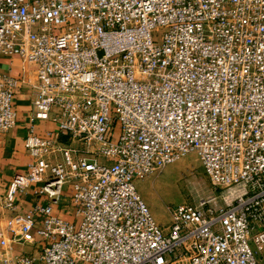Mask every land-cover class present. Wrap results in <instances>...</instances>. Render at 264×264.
<instances>
[{
    "label": "built area",
    "instance_id": "2783aa9c",
    "mask_svg": "<svg viewBox=\"0 0 264 264\" xmlns=\"http://www.w3.org/2000/svg\"><path fill=\"white\" fill-rule=\"evenodd\" d=\"M0 57L37 67L0 264H264V0H0ZM21 83L0 74L2 133ZM190 154L219 196L163 227L136 183ZM30 190L48 203L21 216Z\"/></svg>",
    "mask_w": 264,
    "mask_h": 264
},
{
    "label": "crops",
    "instance_id": "0c3cea01",
    "mask_svg": "<svg viewBox=\"0 0 264 264\" xmlns=\"http://www.w3.org/2000/svg\"><path fill=\"white\" fill-rule=\"evenodd\" d=\"M0 74L11 75L22 81L19 93L16 97L15 110L17 112V125L6 133L0 132V201L6 194L17 174L27 171L32 162V157L25 148L28 128L31 126L30 115L32 113L35 98L34 87L37 84V67L32 63L24 62L21 58L0 57ZM56 125L51 121L36 124L39 135L45 136L54 131ZM60 205L55 206V214L65 220L75 222V208L70 193L66 194ZM48 200L35 195L30 190L20 199L19 214L25 215L39 204L46 206ZM41 223V222H40ZM38 223V226L40 225ZM42 249L41 238L36 232L32 236V243L26 247L16 246V251L36 253Z\"/></svg>",
    "mask_w": 264,
    "mask_h": 264
},
{
    "label": "rangeland",
    "instance_id": "374dc122",
    "mask_svg": "<svg viewBox=\"0 0 264 264\" xmlns=\"http://www.w3.org/2000/svg\"><path fill=\"white\" fill-rule=\"evenodd\" d=\"M136 185L163 227L170 225L172 209L180 205H195L219 196L196 154L188 155L163 171L138 181Z\"/></svg>",
    "mask_w": 264,
    "mask_h": 264
}]
</instances>
